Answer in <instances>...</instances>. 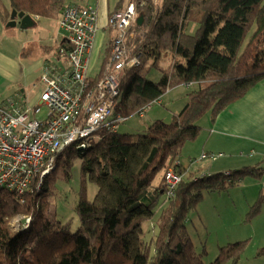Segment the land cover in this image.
<instances>
[{
    "label": "trees",
    "instance_id": "1",
    "mask_svg": "<svg viewBox=\"0 0 264 264\" xmlns=\"http://www.w3.org/2000/svg\"><path fill=\"white\" fill-rule=\"evenodd\" d=\"M9 1L12 9L41 18L59 17L71 5L68 0ZM135 2L143 21L136 22V37L128 45L139 63L123 72L115 114L128 119L182 84L194 85L188 102L170 122L154 120L139 133L100 131L85 149L67 147L55 168L23 197L0 187V264H205L207 252L196 249L187 227L202 192L233 187L239 173L261 169L254 165L230 175L183 178L172 198L161 190L164 180L154 184L161 172L164 179L185 143L198 137L203 116L210 114L214 122L264 79V0ZM153 70L161 74L157 81L149 78ZM100 75L90 78L93 87ZM77 159L82 185L74 229L72 220L59 219L56 197L57 180L73 178ZM179 170L184 174L182 163ZM226 176L229 180H220ZM88 181L98 186L93 200L87 198ZM18 214L28 220L13 230L9 221ZM150 221L154 230L147 240L144 224ZM246 246L247 241H237L221 247L212 264H236ZM257 254L264 256V246Z\"/></svg>",
    "mask_w": 264,
    "mask_h": 264
},
{
    "label": "built area",
    "instance_id": "2",
    "mask_svg": "<svg viewBox=\"0 0 264 264\" xmlns=\"http://www.w3.org/2000/svg\"><path fill=\"white\" fill-rule=\"evenodd\" d=\"M135 3L108 17L115 32L111 55L93 87L90 82V55L99 29L98 9L93 4L68 5L59 18L60 30L69 47L61 46L67 67L58 74L47 65L41 76L44 84L33 104L10 98L0 104V187L24 196L56 165L57 155L69 146L87 148L100 131L117 132L126 117L115 114L126 68L139 63L130 55L128 41L135 35ZM34 86V92L36 90ZM158 101V100H157ZM149 107V106H147ZM145 109L138 114L143 115ZM223 153H203L202 159H216ZM180 162L171 161L164 172L165 195L172 198L183 179Z\"/></svg>",
    "mask_w": 264,
    "mask_h": 264
},
{
    "label": "rangeland",
    "instance_id": "3",
    "mask_svg": "<svg viewBox=\"0 0 264 264\" xmlns=\"http://www.w3.org/2000/svg\"><path fill=\"white\" fill-rule=\"evenodd\" d=\"M89 1L93 2V0ZM159 1L162 0H154L156 3ZM131 2H135V0H107L112 9L117 6L126 9ZM59 31L58 19L43 18L37 21L34 26L27 28L18 25L4 26V29L0 31V49L8 50L13 54L21 53L20 57H23V60L19 64L21 67L23 64L29 65L30 61L35 63L45 57L50 58L49 53L46 49L43 50L41 45H45V43L54 45ZM134 36L133 39L136 37ZM27 40L29 44L25 45L24 42ZM100 62L101 58L97 63ZM168 63L169 58L164 57L162 64L167 65ZM35 76L36 73L25 76L22 82H15L10 77H0V104L10 98H16L17 93L22 88L26 92L29 91ZM160 76L158 70H153L149 78L157 81ZM192 90L193 88L185 86H175L167 90L161 97L162 100L150 104L151 106L149 105L144 115L136 114L129 117L120 126V133L143 132L149 124L157 119L170 122L173 113L179 112L188 102V94ZM210 118V114H206L197 122V125L202 127L198 137L195 140L186 142L182 147L179 160L183 166L188 168L187 173L183 171V178L185 179L219 173L214 170L216 166H209L215 161L223 160L222 157L216 160L201 159L202 153H205V137L209 132L208 129L203 128L207 126L209 120L211 121ZM215 153L219 152L215 151ZM242 167H237L236 170L243 171ZM261 169H257L255 174L239 173L240 180L233 187L215 191L204 190L202 192L200 202L191 211L187 219V227L196 249L201 252L206 250L207 252L204 256L205 264H212L216 260L221 247L237 241H247V246L236 264H264V256H258L257 254L258 250L264 246V167ZM231 170L224 172V174L230 175L233 171H236L235 168H231ZM162 176L163 172L159 173L154 184L158 183ZM223 179L229 180L227 176L220 178V180ZM81 185V160L77 159L73 166V178L70 181L57 180L59 191L56 197L59 219L64 222L72 220L74 229L78 227L76 207ZM97 191V184L88 181L87 198L93 200ZM258 200L261 205H259L258 212H254L252 207ZM25 219L28 220V216L18 214L10 219L9 224L13 230H19L22 221ZM144 227L147 231L145 238L148 240L154 230V221L145 223ZM225 264H232V262H226Z\"/></svg>",
    "mask_w": 264,
    "mask_h": 264
},
{
    "label": "crops",
    "instance_id": "4",
    "mask_svg": "<svg viewBox=\"0 0 264 264\" xmlns=\"http://www.w3.org/2000/svg\"><path fill=\"white\" fill-rule=\"evenodd\" d=\"M71 5L85 6L87 4H93L98 9L99 14V29L96 34L93 50L90 55V74L96 76L101 73L103 65L108 57V50L110 43H112L115 32L108 26V17L110 14L117 10H123L125 7L117 6L112 9L107 3V0H68ZM134 3V2H131ZM12 8L9 0H0V31L10 25L12 15ZM44 18V19H58ZM43 18L32 16L34 26L37 21ZM18 26L27 28L30 26H23L19 23ZM20 24V25H19ZM14 26V25H13ZM64 35L61 32H57L54 45H41L43 50L49 53L50 58L40 59L37 62L30 61L29 65L19 64L23 57L20 54H13L8 50L0 49V77L12 78L11 80L22 82L25 76H31L36 73L33 85L29 91L26 92L24 88L17 93L16 99H20L25 104H33L37 99V93L44 88V84L41 81V76L44 73L47 65L54 66L55 71L58 74H63L67 67V56L61 50V46L69 47L68 40L64 41ZM44 43V41H43ZM28 45V40L24 42ZM112 48V45H111ZM110 48V55H111ZM24 50V48H22ZM47 56V54H46ZM101 58V62L98 64V60ZM36 90L34 92V86ZM178 86H185L187 88H194L191 84H182ZM171 89V88H170ZM169 90V89H168ZM162 99H159L161 101ZM5 102V101H4ZM151 106V105H150ZM148 109V107H147ZM146 109V110H147ZM145 110V112H146ZM144 115V114H143ZM211 119V118H210ZM127 121V120H126ZM203 129H208L209 132L205 137L204 152H219L223 153L222 156L217 157L223 160L215 161L210 164L209 167L216 166L214 169L217 172L232 171L231 168L237 169V167H246L257 165L260 168L264 167V79L251 88L243 98L229 104L223 109L214 122L212 120L208 122L207 126ZM204 130V131H205ZM203 154V153H202ZM179 160V158H177ZM202 159V158H201ZM208 159V158H206ZM213 159V160H216ZM180 164L182 163L179 160ZM184 167V172L187 173L188 168ZM264 171V170H263ZM163 180V176L159 180L158 185ZM259 183V182H258Z\"/></svg>",
    "mask_w": 264,
    "mask_h": 264
},
{
    "label": "water",
    "instance_id": "5",
    "mask_svg": "<svg viewBox=\"0 0 264 264\" xmlns=\"http://www.w3.org/2000/svg\"><path fill=\"white\" fill-rule=\"evenodd\" d=\"M18 18H20L19 23H21L25 27L31 26L33 24L32 15L27 14V13H25L23 11L18 12L16 9H13L12 10V15H11V21L9 22L8 25H10V26L17 25L18 24ZM142 21H143V17L142 16L137 18V22H138L139 25H141Z\"/></svg>",
    "mask_w": 264,
    "mask_h": 264
},
{
    "label": "bare ground",
    "instance_id": "6",
    "mask_svg": "<svg viewBox=\"0 0 264 264\" xmlns=\"http://www.w3.org/2000/svg\"><path fill=\"white\" fill-rule=\"evenodd\" d=\"M41 182H42V181H41ZM41 182H40V183H41Z\"/></svg>",
    "mask_w": 264,
    "mask_h": 264
}]
</instances>
